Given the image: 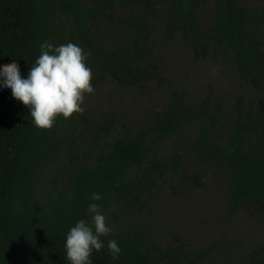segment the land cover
Instances as JSON below:
<instances>
[{
  "label": "trees",
  "instance_id": "16d2710c",
  "mask_svg": "<svg viewBox=\"0 0 264 264\" xmlns=\"http://www.w3.org/2000/svg\"><path fill=\"white\" fill-rule=\"evenodd\" d=\"M263 3L0 0V67L19 65L22 75L42 42L72 41L87 53L94 88L151 92L163 50L156 20L163 44L181 42L195 58L226 62L229 82L238 86L231 102L174 88L164 108L138 122L82 111L58 116L49 129L36 127L22 102L0 92V264H70L66 234L80 219L91 222L93 192L112 231L101 237L105 247L92 253V264L209 259L210 247L164 243L155 232L166 186L198 187L214 178L231 213L264 217ZM109 239L121 248L117 259L109 255ZM235 254L233 264H264V246Z\"/></svg>",
  "mask_w": 264,
  "mask_h": 264
},
{
  "label": "rangeland",
  "instance_id": "374dc122",
  "mask_svg": "<svg viewBox=\"0 0 264 264\" xmlns=\"http://www.w3.org/2000/svg\"><path fill=\"white\" fill-rule=\"evenodd\" d=\"M202 18L207 20L208 14L203 13ZM155 23L157 45L163 50L158 53L161 76L151 92L138 91L127 96L126 90L101 84L92 93H85L83 112L93 117L107 112L109 116L118 115L133 123L152 110L164 108L174 88L186 89L198 96L210 93L225 102L235 96L238 86L230 84L231 72L226 62L195 58L181 42L163 44L162 27L156 20ZM190 137L183 138V146L190 144ZM204 183L198 187L177 185L163 189L157 206L159 216L155 217L158 226L155 232L162 241L182 243L187 248L210 247L209 255L213 258L209 257L203 264H233L239 257L235 254L238 251L264 246V217L231 213L217 180L204 178ZM165 213L168 216L161 222Z\"/></svg>",
  "mask_w": 264,
  "mask_h": 264
},
{
  "label": "clouds",
  "instance_id": "9594fccd",
  "mask_svg": "<svg viewBox=\"0 0 264 264\" xmlns=\"http://www.w3.org/2000/svg\"><path fill=\"white\" fill-rule=\"evenodd\" d=\"M39 49L26 75H22L16 64L0 67V92H10L22 102L36 127L49 129L58 116L68 119L83 111L85 93L94 91L93 73L86 63L87 53L72 41L55 44L45 40ZM100 199V194H91L93 202L87 206L91 222L80 219L66 234L64 248L70 264H92V253L105 247L101 237L112 229L100 205L94 202ZM107 249L112 259H117L121 253L115 239L107 241Z\"/></svg>",
  "mask_w": 264,
  "mask_h": 264
}]
</instances>
